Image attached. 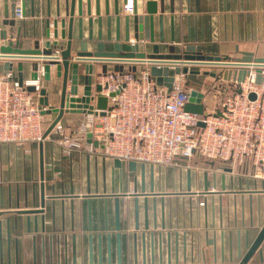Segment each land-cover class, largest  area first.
<instances>
[{
  "label": "crops",
  "instance_id": "obj_1",
  "mask_svg": "<svg viewBox=\"0 0 264 264\" xmlns=\"http://www.w3.org/2000/svg\"><path fill=\"white\" fill-rule=\"evenodd\" d=\"M49 1L51 18H55V0ZM146 1L133 0L138 14H145ZM151 1L157 2L160 10L159 0ZM46 2L34 0L32 17L30 0L24 3L16 0L22 6V19L14 18L11 27L3 25L11 22V17L9 13L4 18L5 3L0 0V32L13 36V45L19 33L18 48L31 49L34 38L44 39ZM10 4L8 0V7ZM61 4L63 17V0ZM125 4L118 0L122 17L132 14L124 11ZM172 7L171 14L170 0H164L162 44H159L158 15L154 17V40L159 44V54H182L192 48L205 56L226 58L230 62L241 58V52L264 56V0H172ZM100 9L106 54L113 53L115 46L121 53H129L131 49L147 55L152 53L149 42L138 41L135 47L129 46L135 38L131 29L129 40L125 39L122 20L119 31L116 29L113 0H109L111 33L110 40L106 41L104 0H100ZM94 11L92 0L96 37L98 26ZM76 35L75 22L73 37ZM83 36L85 39L88 36L87 17L83 19ZM0 44L3 43L0 41ZM64 47L65 41L59 39L56 49ZM77 51L75 43L72 56ZM88 51H96L95 43L88 44ZM3 62L0 59V65ZM9 62L13 63L10 72L15 80L31 79L33 61ZM19 64L21 72L17 70ZM105 65L107 72L117 66L122 71L140 68L122 63ZM223 70L236 69H213L212 73L223 74ZM174 71L169 70V76ZM207 78L211 81L210 89L195 76H188L187 81L204 94L202 102L209 107L215 104L216 90L225 83L216 82L211 76ZM58 85L54 68H51L49 83L43 77L40 80L41 88L51 94H57ZM50 102L53 104L54 100ZM84 118L82 114H66L59 123L74 129ZM43 121L46 129L51 118L43 116ZM114 160L103 153L101 146L93 154L76 151L67 154L49 140L0 144V264H88L89 234L93 264H97L98 234L105 249L107 233L112 247L111 264H116V199L119 201L121 264H237L238 236L243 254L247 250L245 232H249L250 244L264 222V170L250 161L232 165L195 154L187 159L177 158L168 166L134 161L131 167L130 161L122 160L118 167ZM200 201L204 205L200 206ZM27 210L33 212L24 213ZM259 248L262 255L256 252L247 264H264V242Z\"/></svg>",
  "mask_w": 264,
  "mask_h": 264
},
{
  "label": "built area",
  "instance_id": "obj_2",
  "mask_svg": "<svg viewBox=\"0 0 264 264\" xmlns=\"http://www.w3.org/2000/svg\"><path fill=\"white\" fill-rule=\"evenodd\" d=\"M123 9L131 14L133 0H127ZM15 19H22L20 4H16ZM135 45L134 40L129 42L130 47ZM60 51L56 49L51 57L61 61ZM72 62H76L75 58ZM134 66L140 68L94 74L93 84L100 86V94L107 98V108L94 109L74 129L57 123L45 138L44 109L38 102L43 68H38L37 80L19 82L11 72L1 74L0 144L49 140L67 154L73 151L93 154L101 146L106 156L120 161L164 166L173 165L177 158L197 154L232 165L250 161L264 170V83L256 84L258 75L264 77V68H245L248 73L240 83L233 79L222 81V73L216 74L219 76L214 78L216 82L225 85L216 90L215 104L209 107L203 104V114L196 115L184 110L190 93L197 91L187 81L188 76L208 77L216 68L189 65L187 73L173 74L168 89L157 85L147 68L149 65ZM153 66L164 65L157 61ZM167 66L172 71L184 67L182 63ZM191 67L198 68L199 74H190ZM28 87L35 92H28ZM78 88L81 92L83 85L78 84ZM112 93L117 94L111 97ZM249 94H254L255 100H249ZM199 122L204 126H198ZM88 132L97 141V147L87 142ZM204 203L200 201L199 205Z\"/></svg>",
  "mask_w": 264,
  "mask_h": 264
},
{
  "label": "water",
  "instance_id": "obj_3",
  "mask_svg": "<svg viewBox=\"0 0 264 264\" xmlns=\"http://www.w3.org/2000/svg\"><path fill=\"white\" fill-rule=\"evenodd\" d=\"M4 1V18L7 19L10 13L11 22H4L3 25L14 26L15 18V7L16 0H10V6L8 7V0ZM24 3V0H21ZM62 0H55V18H51L50 11V1L47 0L46 5V19H45V33L43 38H34L33 47L31 49H19V33L15 36L14 45L12 40L13 36H7L6 31L0 32V59L4 62L0 65V75L6 74L12 70L13 63L9 60H31L32 64V74L31 79L37 80V70L41 66L43 68V80L45 82L51 81V68H54L55 78L59 81L57 86V94H51L48 89L40 88L39 95V105L44 109L42 111L43 116H49L51 118V123L44 131V138L50 134L54 125L59 123L64 115L66 114H82L88 115L94 113V109L105 110L107 108V98L100 94L101 88L99 85L93 84V76L95 70L98 66H101L99 73H106L107 63H122V64H147L150 67L160 61L163 63L162 69L169 71V64H183L182 69L176 68L174 74H178L180 71L182 73L188 72L189 65L203 66L211 65L216 69H226L232 68L238 70H244L245 68L261 69L264 68V56L254 57L253 53L241 52L242 57L234 62L228 61L226 58L205 56L200 50H194L188 48L182 54H159V44L163 43L162 37V27H163V14H164V0H159L160 10H158L157 2L148 0L145 2V14L140 15L137 13V7H134L131 15L120 16L118 0H113V15L116 29L119 31L121 20L124 24L125 39L129 40V33L132 29L135 42L143 41L152 44V53L145 54L139 53L136 50L131 49L129 53H121L120 48L115 46L113 53L106 54L104 52V42L102 37V16L100 9V0H94V13L97 19L98 31L96 37L93 33V23L94 18L92 16V0H63L64 1V16H61ZM123 3H127V0H123ZM31 5V16H34V0H30ZM172 0H170L169 12L173 13ZM104 14L106 16V41L110 40L111 33V16L109 9V0H104ZM158 15V25L160 31L159 44H155L154 40V17ZM88 18V36L85 39L83 36V19ZM123 18V19H122ZM173 16L170 18L172 21ZM77 25V35L76 38L73 37L74 25ZM172 26V22H171ZM60 29V30H59ZM117 31V33H118ZM65 41V47L61 49L60 56L61 61L54 60L51 56L58 46V40ZM118 40V38L116 37ZM44 40V41H42ZM43 43V44H42ZM78 44V51L72 56V50L74 44ZM95 43L96 51L94 53L88 51V44ZM135 47V46H134ZM133 48V47H131ZM75 58L76 62H72ZM156 68V67H155ZM161 68H156L157 70ZM17 70L21 72L22 66L19 64ZM121 67H114V72H121ZM135 71V67L131 69ZM259 73V70H257ZM190 74L198 75L199 70L190 71ZM151 74V73H150ZM152 76V74H151ZM209 76L213 78H218L219 76L215 73H210ZM260 76V75H258ZM258 76L256 77V84L258 83ZM80 77H82L83 89L80 92L78 84L80 83ZM171 76L157 77L155 79L157 85L165 86L168 89L171 88V83L173 81ZM222 77L226 80H234L233 70H223ZM22 82V81H21ZM30 93H34L35 89L33 87H28L26 89ZM117 93L110 94L111 97ZM204 95L201 92L193 90L190 95L184 110L189 113L196 115H202L204 112L203 105ZM54 100L51 104L50 100ZM249 100H255L254 94H249ZM198 126L203 127L204 124L199 122ZM87 142L92 143L95 147L98 146L96 140L92 139L91 132L86 134ZM42 142V141H41ZM42 144L40 145V147ZM130 166L135 165L134 161H130ZM115 166H120L121 161L119 159L114 160ZM231 171V169L229 170ZM207 187L205 186V189ZM224 188V187H223ZM264 189V187H263ZM42 198H43V189ZM43 206V201L41 202ZM137 207V206H136ZM104 210H107L106 201H104ZM33 210L24 211V213H31ZM115 212V230L116 233V264H121V243H120V233L119 231V201L116 199L114 203ZM88 217L89 222L91 221V205L88 204ZM147 225V223H146ZM104 227L107 229L106 216ZM89 229L91 225L89 224ZM106 245L105 249L102 245L101 235L98 234V245H97V264H104V257L106 264H111L112 259V247L110 241V233L106 235ZM88 264H93V246L91 241V235L88 237ZM241 237L238 236L239 243L237 245V257L239 262L237 264H247L250 258L258 252L259 256L262 255V250L259 248L260 244L264 242V222L259 228V231L252 239L251 243L248 244L250 237L249 232L246 231L244 234V244L247 245V250L245 253H241Z\"/></svg>",
  "mask_w": 264,
  "mask_h": 264
},
{
  "label": "rangeland",
  "instance_id": "obj_4",
  "mask_svg": "<svg viewBox=\"0 0 264 264\" xmlns=\"http://www.w3.org/2000/svg\"><path fill=\"white\" fill-rule=\"evenodd\" d=\"M149 71L152 74V77L155 79L157 77H164V76L166 77L169 75V71L166 69H162V68L157 70L155 67H150ZM245 76H246V71H244V70H238V71L235 70L234 71V80H236L239 83L244 80ZM170 78L172 79V77H170ZM200 78L198 77V79L200 81H202V84H204V87H207L210 89V86H209L211 83L210 79L207 77H202V76ZM258 83H260V84L264 83V77L258 76Z\"/></svg>",
  "mask_w": 264,
  "mask_h": 264
}]
</instances>
